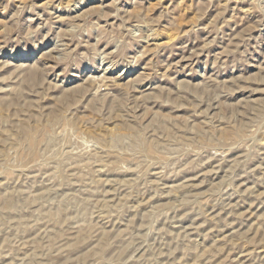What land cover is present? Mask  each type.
<instances>
[{
	"label": "rangeland",
	"instance_id": "rangeland-1",
	"mask_svg": "<svg viewBox=\"0 0 264 264\" xmlns=\"http://www.w3.org/2000/svg\"><path fill=\"white\" fill-rule=\"evenodd\" d=\"M0 264H264V0H0Z\"/></svg>",
	"mask_w": 264,
	"mask_h": 264
}]
</instances>
